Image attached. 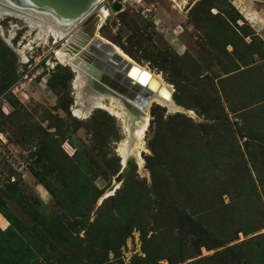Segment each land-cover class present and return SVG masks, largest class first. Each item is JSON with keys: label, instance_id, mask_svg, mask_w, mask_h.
Masks as SVG:
<instances>
[{"label": "rangeland", "instance_id": "rangeland-1", "mask_svg": "<svg viewBox=\"0 0 264 264\" xmlns=\"http://www.w3.org/2000/svg\"><path fill=\"white\" fill-rule=\"evenodd\" d=\"M96 7L182 111L152 102L124 165V121L73 116L65 42L22 53L0 20V264H264V0Z\"/></svg>", "mask_w": 264, "mask_h": 264}, {"label": "bare ground", "instance_id": "bare-ground-1", "mask_svg": "<svg viewBox=\"0 0 264 264\" xmlns=\"http://www.w3.org/2000/svg\"><path fill=\"white\" fill-rule=\"evenodd\" d=\"M101 1L102 0H96L97 3L93 6V9L86 15H84L81 19H84L89 15L95 13V30L93 32V36L99 38L102 42L112 46V52L119 56L121 60L133 65L139 71H143L145 75L148 76V78H152V81L148 85L149 89H153L154 91L155 85H160L162 87V90L164 91V94L168 95L165 101L156 97L150 99L148 98L146 101V105L143 107L144 109H141L140 106L134 103L122 104L111 93L106 90L100 89L95 82L88 80L87 82L91 87H93V89L95 90V94H89L88 96H84V98H82V94L79 93H82L80 92V89L82 91L85 81L83 80V75H81L78 70V65H74L73 61L79 56L80 52L85 48V46H87L91 39L86 41L83 45H79L80 48L78 51H76L75 53H71L72 46L78 45L77 40L79 39V36L76 33L73 34V31L75 30L74 27L76 26V24H79V21L81 19L70 24H62L48 16L35 12L31 9L20 8L13 5L11 6L2 1L0 2V20L8 19L11 24L14 22V27L10 31V38H14L18 30L25 29L24 35L21 39L27 40L28 45L22 48V50L20 51L22 53L26 49H29V46L33 43L48 44L51 39L53 40L52 43L54 44H57L61 41L65 42L66 46L65 44H63V47L61 49L54 51V56L61 65L70 66L72 70L77 74V81L75 83L74 89L76 90L77 94V105L81 109L78 111L74 110L73 116L81 119L87 112L95 108L105 111L106 113L117 118L120 121H124L129 136H127L126 146L122 150L123 164H127V156L130 154L137 157L139 162L141 163L142 161L139 156V152L142 148V139L144 138V132L148 126L147 110L149 105L152 102H156L168 108V103H170V105L173 107L172 109H179L172 102L170 87L165 84L158 75L149 72L147 69L139 66L134 61H131L129 57L116 50L114 45L98 36L97 29L99 28L103 20H105V18L109 16L108 12L103 7L97 10L98 8L96 6L98 3H101ZM171 1L175 4V6H181V4L183 3V0H179V2L176 0ZM120 7V4L113 5V10L119 11ZM18 20L23 21L24 23H21V28L17 26V24H20ZM144 80L143 82H145ZM123 106L127 108L126 111L120 110V108H123Z\"/></svg>", "mask_w": 264, "mask_h": 264}, {"label": "water", "instance_id": "water-1", "mask_svg": "<svg viewBox=\"0 0 264 264\" xmlns=\"http://www.w3.org/2000/svg\"><path fill=\"white\" fill-rule=\"evenodd\" d=\"M2 1L9 5L31 9L62 24L78 21L97 3L96 0H0V2ZM94 15L95 13L81 19L73 31V34L76 33L79 39L77 40L78 45L72 46L71 53L78 51L79 45H83L91 39L73 61L74 65H78V70L85 81L82 91L80 89L82 93H79L82 94V98L89 94H95V90L89 85L88 80L95 82L100 89L111 93L122 104L134 103L144 109L148 98L156 97L165 101L168 95L164 94L160 85H155L154 91L149 89L148 85L152 78H148L143 71H139L133 65L121 60L112 52V46L93 36ZM168 106L169 109L164 107L170 113L181 112V110L172 109L170 103Z\"/></svg>", "mask_w": 264, "mask_h": 264}]
</instances>
